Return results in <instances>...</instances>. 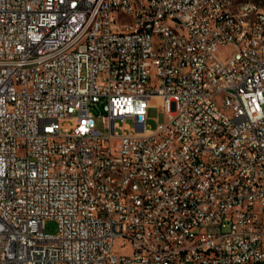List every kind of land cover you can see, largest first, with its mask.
Returning <instances> with one entry per match:
<instances>
[{
  "label": "built area",
  "instance_id": "built-area-1",
  "mask_svg": "<svg viewBox=\"0 0 264 264\" xmlns=\"http://www.w3.org/2000/svg\"><path fill=\"white\" fill-rule=\"evenodd\" d=\"M244 4L0 0V264H264V7Z\"/></svg>",
  "mask_w": 264,
  "mask_h": 264
},
{
  "label": "bare ground",
  "instance_id": "bare-ground-1",
  "mask_svg": "<svg viewBox=\"0 0 264 264\" xmlns=\"http://www.w3.org/2000/svg\"><path fill=\"white\" fill-rule=\"evenodd\" d=\"M258 3L264 7V0H220V6L230 17L249 19V6L244 3ZM134 8H141V1H134ZM119 19L123 23H134V16H127L126 11H119ZM162 29H172V36L186 39V31L176 29V21H162ZM227 98H234V91H224L218 98V105H226ZM111 175H119V168H111ZM137 178L146 179V171H137ZM103 179V171H95V180ZM143 211H151V204H143Z\"/></svg>",
  "mask_w": 264,
  "mask_h": 264
},
{
  "label": "rangeland",
  "instance_id": "rangeland-1",
  "mask_svg": "<svg viewBox=\"0 0 264 264\" xmlns=\"http://www.w3.org/2000/svg\"><path fill=\"white\" fill-rule=\"evenodd\" d=\"M220 55L223 57L230 56L233 53V49L231 46L222 47L220 49ZM96 115L97 121V129L103 131V124L101 117L98 115V110L96 108L93 109ZM166 119L165 113L161 111V108L157 105L152 106L148 110V118L147 124L150 128H156L158 122L162 123ZM129 123H132L131 120H128ZM44 229L47 233H56L58 231V221L54 218H49L45 220ZM115 251L119 254H129L132 251L131 245L126 243L125 239L118 240L115 244Z\"/></svg>",
  "mask_w": 264,
  "mask_h": 264
}]
</instances>
